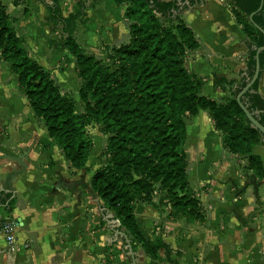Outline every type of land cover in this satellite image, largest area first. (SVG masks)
<instances>
[{
	"label": "crops",
	"instance_id": "crops-1",
	"mask_svg": "<svg viewBox=\"0 0 264 264\" xmlns=\"http://www.w3.org/2000/svg\"><path fill=\"white\" fill-rule=\"evenodd\" d=\"M81 2L86 16L77 22L74 38L88 55L104 59L105 47L128 43L124 6L115 0H61L64 17L78 12ZM3 3L30 56L52 71L63 91L73 93L75 85L78 90L74 58L59 50L62 32L47 22L44 5L37 0L20 6L15 0ZM182 15L200 40L190 70L207 78L203 95L221 102L228 92L215 85V77L239 84L247 69V37L223 0H205ZM259 93L264 97V72ZM187 129L189 179L206 213L205 222L181 226L141 203L135 217L143 237L148 242L161 238L173 250L172 260L181 254L179 264H264V212L251 216L259 209L255 185L264 200V179L253 180L247 159L225 150L207 111L188 118ZM255 153L264 161L263 146ZM5 155L23 158L26 169L15 184L11 213L6 206L10 200L0 209V218L17 224L14 245L0 235V264H132L125 239L117 237L105 220L106 214H115L93 192L96 168L90 162L83 170L71 167L35 118L11 66L0 55V157ZM17 168L13 162L0 161V187ZM6 195L0 192V202ZM133 250L137 264H169L163 249L157 250L156 259L140 245H133Z\"/></svg>",
	"mask_w": 264,
	"mask_h": 264
},
{
	"label": "trees",
	"instance_id": "trees-1",
	"mask_svg": "<svg viewBox=\"0 0 264 264\" xmlns=\"http://www.w3.org/2000/svg\"><path fill=\"white\" fill-rule=\"evenodd\" d=\"M48 12L47 22L61 32L60 51L74 58L81 83L80 95L85 114L64 92L52 72L35 59L15 28L14 19L0 0V55L11 66L19 88L29 102L35 118L61 148L65 159L76 170H83L91 156L94 141L89 127L97 123L107 136L104 155L106 166L91 180L93 192L115 214L131 238L153 259L163 249L169 264H179L178 253L161 238L148 242L135 217L137 204H154L156 194L166 192L184 206L192 205L206 217L201 201L192 190L190 161L186 144L187 120L207 111L215 129L221 134L225 150L245 157L253 180L264 179V161L254 153L263 146V136L252 127L237 101L255 71L256 49L264 46L263 0H223L247 37L248 63L241 73L239 88L231 90L236 80L216 78L215 85L231 96L218 102L203 95L204 82L188 67L191 54L200 48L195 32L186 24L182 13L205 0H115L125 7L124 18L129 28V41L119 47H105V58L88 55L74 38L76 24L85 18V6L64 17L61 0H37ZM189 1V5H187ZM27 0H15L25 5ZM185 3L180 10L178 3ZM254 14V15H253ZM260 28V29H259ZM261 73L254 86L242 96V103L264 126V97L259 85L264 72V52L260 55ZM165 196L161 201L169 199ZM11 195L1 203L6 205ZM14 202H9L11 213Z\"/></svg>",
	"mask_w": 264,
	"mask_h": 264
},
{
	"label": "rangeland",
	"instance_id": "rangeland-1",
	"mask_svg": "<svg viewBox=\"0 0 264 264\" xmlns=\"http://www.w3.org/2000/svg\"><path fill=\"white\" fill-rule=\"evenodd\" d=\"M66 7L69 8L70 7V4L68 3V5ZM58 40H59V46H60V44H61L60 42H61L62 39L60 38ZM199 42H200V40H199ZM193 54L194 53H192L191 56ZM191 61H192V59L190 57L189 60H188V67L189 68L193 66V64L191 63ZM65 63L66 62H64L63 65ZM59 71H61V69H59ZM54 78H55V76H54ZM205 80H203L204 83L207 81V80L206 81ZM76 86L77 85L73 86V89H74L73 90V93H69V92L68 93L66 92V93L69 94V96L76 102L79 112L81 114H85L86 113V111H85V104L81 100V95H80L81 83H80V87L78 88V90H76ZM230 96L231 95L228 93L226 95V97H224L223 99H225V98L227 99ZM189 124H191L190 121H189ZM88 131H89V134H90V136L92 137V139L94 141V148H93V151L91 153V156H90L88 162L91 163V166L92 167H95L96 168V170L94 172V175H95V173L98 170L104 168L106 166V164L108 163V157H106L104 155V152H105L106 147H107V136L102 133V131L100 129V126L97 123H93L89 127ZM189 147L191 148V146H189ZM254 153H255V150H254ZM256 155H258V154H256ZM236 157L239 158V156H236ZM168 194L166 192H163L161 194L160 193L156 194V198H155L154 204H157V205H159V204H162L163 205L164 204V206H162V211H163V214L165 215V217L170 222H174L176 224H181V226L186 225V224L187 225H189V224L190 225L191 224H197L198 225V224H201V223L205 222L206 217L204 218V220H201V219H203V217H201V214L192 205H190V204L188 206H184L183 205L184 204L183 201H179V203H177V204H180V207L176 208L174 206V204L177 201L175 199H172L170 196H168ZM165 196H168L169 199L166 200V201H164V202H162L161 200ZM159 226H160V223H157V227H159ZM159 229H161V228L159 227Z\"/></svg>",
	"mask_w": 264,
	"mask_h": 264
},
{
	"label": "water",
	"instance_id": "water-1",
	"mask_svg": "<svg viewBox=\"0 0 264 264\" xmlns=\"http://www.w3.org/2000/svg\"><path fill=\"white\" fill-rule=\"evenodd\" d=\"M188 5H189V3H188ZM263 6H264V0L262 1L258 12L263 9ZM260 31L264 34V31L262 29H260ZM262 52H264V46L256 49V55H255L256 64H255L254 76L252 78H249V77L247 78L248 85L238 95L237 101L239 103L240 108L245 113L247 119L250 121L252 127L257 129L262 134L263 142H264V126L260 124V122L255 118V116L248 110L247 106H245L241 101L242 96L245 93H247L254 86V84L258 81V79L260 77V73H261L260 55ZM225 87L228 89H231V90H235V89L239 88V84L237 82H235L232 85H225ZM1 160H8L10 162H13V163L17 164V167H18L16 170H13L6 177L4 184L0 187V192H4L6 194L11 195V199H10V202H11L12 199L14 198L15 191H16L15 184L17 183L18 177L25 171L26 165L23 162V158H15V157L5 155V156L0 157V161ZM255 187H256V198H257L259 209L256 210L251 215L252 217L255 215H258V214H262L264 212V200H261V198H260L258 186L255 185ZM4 206L0 202V209ZM105 220L108 223V225L110 226V229L116 234L117 237H122L125 239L126 250L129 251V254L132 258V264H137L136 255H135L134 250H133L132 242H131L129 236L122 230L120 221L118 219H115V216H113L112 214H106Z\"/></svg>",
	"mask_w": 264,
	"mask_h": 264
},
{
	"label": "built area",
	"instance_id": "built-area-1",
	"mask_svg": "<svg viewBox=\"0 0 264 264\" xmlns=\"http://www.w3.org/2000/svg\"><path fill=\"white\" fill-rule=\"evenodd\" d=\"M17 224L13 221L0 218V235H4L9 245H14L17 241L16 237ZM29 248V244L25 245Z\"/></svg>",
	"mask_w": 264,
	"mask_h": 264
},
{
	"label": "flooded vegetation",
	"instance_id": "flooded-vegetation-1",
	"mask_svg": "<svg viewBox=\"0 0 264 264\" xmlns=\"http://www.w3.org/2000/svg\"><path fill=\"white\" fill-rule=\"evenodd\" d=\"M188 2H189V1H187V4H188ZM184 4H186V2H185V3H181V2L178 3V6L180 7V10H181V9H182V10L184 9Z\"/></svg>",
	"mask_w": 264,
	"mask_h": 264
}]
</instances>
